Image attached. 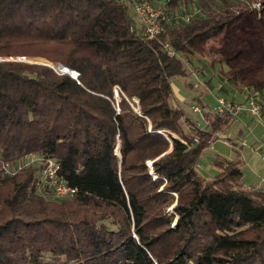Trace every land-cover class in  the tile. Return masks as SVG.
Masks as SVG:
<instances>
[{"label": "trees", "instance_id": "trees-1", "mask_svg": "<svg viewBox=\"0 0 264 264\" xmlns=\"http://www.w3.org/2000/svg\"><path fill=\"white\" fill-rule=\"evenodd\" d=\"M160 7L150 36L131 0H0V264H264V188L244 185L238 155L214 157L210 179L195 168L235 117L171 82L196 88L201 44L246 5ZM249 87L264 116V76ZM27 156L55 159L75 193L36 188L41 161L4 172Z\"/></svg>", "mask_w": 264, "mask_h": 264}, {"label": "rangeland", "instance_id": "rangeland-1", "mask_svg": "<svg viewBox=\"0 0 264 264\" xmlns=\"http://www.w3.org/2000/svg\"><path fill=\"white\" fill-rule=\"evenodd\" d=\"M148 1L160 7L163 0ZM249 1L251 3L256 0ZM183 13L184 9L180 6L176 11V17ZM200 50L190 66V79L196 83V88H190L177 78L171 80L177 99L182 101L190 97L200 98L201 103L209 105L208 108L212 107L218 96L227 97L237 103L243 102L250 92L249 84L264 76V5L260 13L246 5L240 17L225 26L218 40L206 42V45L203 42ZM27 59L30 62L54 66L41 58ZM253 119L256 125L263 129L259 122ZM247 138L246 130L243 128L239 130L234 125L220 134L198 158L195 166L197 173L203 178L210 179L214 175L212 163L214 157L232 158L235 151L241 149L243 161L241 170L244 175L242 181L249 187L264 188V150L253 151L250 140L242 145Z\"/></svg>", "mask_w": 264, "mask_h": 264}, {"label": "built area", "instance_id": "built-area-1", "mask_svg": "<svg viewBox=\"0 0 264 264\" xmlns=\"http://www.w3.org/2000/svg\"><path fill=\"white\" fill-rule=\"evenodd\" d=\"M238 3H244L257 13H260L263 8V0H256L250 3L249 0H233ZM133 13L143 29L145 34L150 36H155L159 34L162 30V26L160 25V21L165 20V14L161 7H156L153 4L149 3L146 0H131ZM162 48L169 56L175 55L174 50L168 45L167 42H162ZM8 59H13L12 57H8ZM21 60L29 61L27 58H17ZM3 58L0 57V61ZM53 67V66H52ZM57 72L63 73L65 72L59 66L54 67ZM71 75V74H70ZM72 76V75H71ZM73 77V76H72ZM75 78V77H74ZM118 87H113L114 98L118 100ZM135 104H137V100H132ZM212 112L216 114H225L228 113L234 117L239 116L240 114H246L255 118L264 131V116L260 111V104L258 103L257 92L248 93L245 97V100L241 103L234 102L232 100L226 99L225 97L218 96L214 100V104L211 108ZM192 111L196 113L201 119L203 118L202 110L198 106H192ZM42 162L41 172L39 174L38 179L35 181L36 188L40 189L43 193L51 195L55 199H61L64 197H70L75 193V188L63 183L58 178V170L59 164L53 158H47L42 160L40 157L35 156H27L22 159V161L18 162L15 167L9 165L4 166V172L9 173L11 170L19 169L22 166L30 165L34 162ZM150 166V162H148ZM10 167V168H9ZM122 264V263H115Z\"/></svg>", "mask_w": 264, "mask_h": 264}, {"label": "crops", "instance_id": "crops-1", "mask_svg": "<svg viewBox=\"0 0 264 264\" xmlns=\"http://www.w3.org/2000/svg\"><path fill=\"white\" fill-rule=\"evenodd\" d=\"M185 14L186 13L184 11L183 15L181 14V16L183 18H184V16L187 17V15H185ZM218 39H219V36H217L215 38H212V39H209L206 42H211V41L218 40ZM206 42H205V45H206ZM256 45H257V43H256ZM245 115L246 114L243 113V114H241V116L239 115L240 117L237 116V119L235 117V120H234V123H233V125L235 127L237 126L239 130H240V128H243L247 132V137L248 138H247V140H244L241 144L245 145L250 140L251 141L250 145H251V148L253 149V151L262 152L261 150H264V144H262V140L264 139L263 129H260V127L256 125V123H255V121H254V119L252 117L245 116ZM233 144L231 143V145H233ZM235 155H238L240 160H241V162L243 163L242 157H241V149L236 150L235 151ZM241 172H242V170H241ZM243 178H244V175L242 173V180H243ZM244 185H246V184L244 183Z\"/></svg>", "mask_w": 264, "mask_h": 264}, {"label": "water", "instance_id": "water-1", "mask_svg": "<svg viewBox=\"0 0 264 264\" xmlns=\"http://www.w3.org/2000/svg\"><path fill=\"white\" fill-rule=\"evenodd\" d=\"M61 69H63L65 72L71 74L73 77H76L77 76V73L75 71H72L66 67H63L62 65H58Z\"/></svg>", "mask_w": 264, "mask_h": 264}]
</instances>
